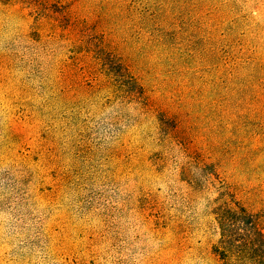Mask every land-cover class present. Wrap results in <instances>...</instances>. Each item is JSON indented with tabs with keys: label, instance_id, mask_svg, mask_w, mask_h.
Masks as SVG:
<instances>
[{
	"label": "rangeland",
	"instance_id": "1",
	"mask_svg": "<svg viewBox=\"0 0 264 264\" xmlns=\"http://www.w3.org/2000/svg\"><path fill=\"white\" fill-rule=\"evenodd\" d=\"M222 182L264 230V0H0V264H223Z\"/></svg>",
	"mask_w": 264,
	"mask_h": 264
},
{
	"label": "trees",
	"instance_id": "2",
	"mask_svg": "<svg viewBox=\"0 0 264 264\" xmlns=\"http://www.w3.org/2000/svg\"><path fill=\"white\" fill-rule=\"evenodd\" d=\"M102 60L127 92L145 97L143 85L120 58L108 53ZM219 192L221 196L211 202L219 234L212 246L213 253L223 264H264V230L260 217L229 193L225 183L222 182Z\"/></svg>",
	"mask_w": 264,
	"mask_h": 264
}]
</instances>
